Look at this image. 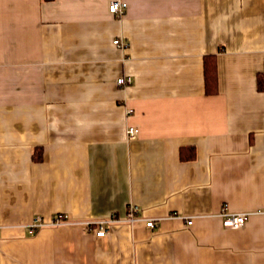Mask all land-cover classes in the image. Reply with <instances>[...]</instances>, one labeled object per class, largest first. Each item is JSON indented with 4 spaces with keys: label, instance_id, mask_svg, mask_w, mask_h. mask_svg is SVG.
I'll list each match as a JSON object with an SVG mask.
<instances>
[{
    "label": "crops",
    "instance_id": "1",
    "mask_svg": "<svg viewBox=\"0 0 264 264\" xmlns=\"http://www.w3.org/2000/svg\"><path fill=\"white\" fill-rule=\"evenodd\" d=\"M112 1L0 0V264H264V0Z\"/></svg>",
    "mask_w": 264,
    "mask_h": 264
},
{
    "label": "built area",
    "instance_id": "2",
    "mask_svg": "<svg viewBox=\"0 0 264 264\" xmlns=\"http://www.w3.org/2000/svg\"><path fill=\"white\" fill-rule=\"evenodd\" d=\"M127 9V3L123 2V1H120V0H114L110 3V6H109V10L112 14L114 15H117L119 17L123 16L125 11ZM114 45L119 47V48H122V49H125L127 47V44L125 41H123L122 39H115L114 40ZM118 85H122V86H127L129 84L132 83V79L130 77H121L120 79H118L117 81ZM138 134V129L136 127H128V130H127V135L130 139H133L136 135ZM139 213V209L138 207L136 206H130L129 210H128V214H127V217L123 220H120L119 218L117 217H110L109 219H104V220H101V221H97L95 223H85L86 226H90L91 227V224H95L98 229L96 230V235L98 237H104L108 231H109V227L111 224H114V223H118V222H122V221H125V222H128V223H135L138 221V217H137V214ZM249 215L250 213H229V211H224L222 213V217H223V225L224 227L226 228H231V229H240V228H243L249 218ZM193 217H186V222H187V225H192L193 223ZM67 221H64L63 218L61 217H58L57 220H55V223L52 224V225H59V224H63ZM45 226V224L43 223L42 219L41 218H37L34 223L31 225V229L34 230V229H37L39 227H43ZM147 226L150 227V228H155L156 227V223H155V220L154 219H149L147 221Z\"/></svg>",
    "mask_w": 264,
    "mask_h": 264
},
{
    "label": "trees",
    "instance_id": "3",
    "mask_svg": "<svg viewBox=\"0 0 264 264\" xmlns=\"http://www.w3.org/2000/svg\"><path fill=\"white\" fill-rule=\"evenodd\" d=\"M206 70H207V87L211 88V86H216V71H215V65L211 63V61L206 62ZM41 157V156H40ZM64 221H68V218L65 216H62Z\"/></svg>",
    "mask_w": 264,
    "mask_h": 264
}]
</instances>
